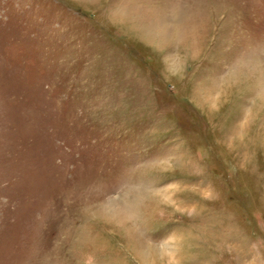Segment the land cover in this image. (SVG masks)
<instances>
[{"label":"rangeland","instance_id":"rangeland-1","mask_svg":"<svg viewBox=\"0 0 264 264\" xmlns=\"http://www.w3.org/2000/svg\"><path fill=\"white\" fill-rule=\"evenodd\" d=\"M0 264H264V0H0Z\"/></svg>","mask_w":264,"mask_h":264}]
</instances>
